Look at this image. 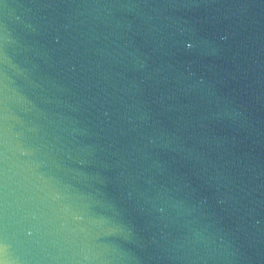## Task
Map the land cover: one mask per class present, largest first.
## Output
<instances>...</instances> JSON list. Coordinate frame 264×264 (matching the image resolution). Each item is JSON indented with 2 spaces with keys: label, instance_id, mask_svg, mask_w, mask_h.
Masks as SVG:
<instances>
[{
  "label": "water",
  "instance_id": "1",
  "mask_svg": "<svg viewBox=\"0 0 264 264\" xmlns=\"http://www.w3.org/2000/svg\"><path fill=\"white\" fill-rule=\"evenodd\" d=\"M0 264H264V0H0Z\"/></svg>",
  "mask_w": 264,
  "mask_h": 264
}]
</instances>
